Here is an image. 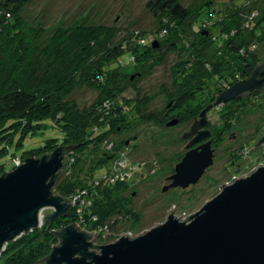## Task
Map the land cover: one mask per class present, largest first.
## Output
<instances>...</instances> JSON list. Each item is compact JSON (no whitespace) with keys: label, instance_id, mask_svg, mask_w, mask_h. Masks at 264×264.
<instances>
[{"label":"trees","instance_id":"obj_1","mask_svg":"<svg viewBox=\"0 0 264 264\" xmlns=\"http://www.w3.org/2000/svg\"><path fill=\"white\" fill-rule=\"evenodd\" d=\"M29 1L0 0V175L15 168L13 158L19 157L15 153L10 168L1 162L10 153L15 136L21 135L20 145L25 135L35 133L44 120L52 119L63 133L61 141L50 139L20 157H41L63 147L64 165L71 157L75 161L70 163L69 176L56 184L55 193L69 200L76 191L84 189L92 202L81 213L77 206L71 207L67 215L52 224L8 243L0 264H44L59 242L54 231L71 223L83 220L91 229L105 224L114 228L111 216L124 203L117 196L127 187L119 183L101 188L88 181L109 171V154L100 146L103 141L136 114L142 118L143 103L138 97H125V90L131 86L127 83L138 66L158 55L148 35L136 34L134 39L119 41V30L103 24L59 27L44 41L45 29L22 16ZM185 1L148 0L146 7L160 22L161 31L155 38L162 45L180 49L176 41L179 38L187 39L185 45H197L192 59L182 61L178 69L177 81L183 87L180 97L190 100L202 95L203 84L208 82L213 106L207 115H211L222 110L221 105L215 104L218 95L249 77L258 66L249 46L258 45L264 38V0H235L225 11L217 8L216 0H206L192 10L184 5ZM253 10L257 16L250 20ZM202 30L207 35H201ZM125 54L130 56L129 61ZM79 87L97 90L99 102L79 107L69 98ZM258 91L251 95L259 97ZM143 118L148 119L149 115ZM228 126L229 122L222 129ZM221 131L213 130L215 143L222 140ZM245 149L242 145L236 156L243 158ZM106 163L107 169L98 172ZM59 175H63V170Z\"/></svg>","mask_w":264,"mask_h":264},{"label":"rangeland","instance_id":"obj_2","mask_svg":"<svg viewBox=\"0 0 264 264\" xmlns=\"http://www.w3.org/2000/svg\"><path fill=\"white\" fill-rule=\"evenodd\" d=\"M147 1L30 0L23 9L22 16L32 25L45 29L44 41L59 27L103 24L119 30V41L132 37L134 39L136 34H144L149 36L148 41L153 45L158 41L155 35L160 33L161 25L158 18L147 9ZM204 2L206 0H186L184 5L192 10ZM234 2L235 0H216V6L225 11ZM205 30L201 31V35H207ZM183 40H176L180 48L176 50H171L166 44L159 42L154 47L158 49L155 53L158 55L139 65L127 83L131 86L125 90V97H138L143 103L140 107L142 118L136 114L107 139L108 142L119 144L118 148L107 152L110 157L108 162L111 164L115 159L123 157L126 159L123 169L127 170L126 173H131L120 183L127 188L119 191L117 200L120 197L124 203L119 211L111 216L110 221L114 222V228L107 237L108 242L127 233L138 236L165 222L170 213H174L177 218L181 217L182 220L186 219L216 196L223 188H220L223 183L230 182L233 177L247 175L260 163L264 164L263 147L256 145L264 135L263 86L258 91L259 97H241L237 101L221 105V111L207 115L210 123L208 128L211 130L221 131L227 122L229 126L221 131L222 140L216 141L214 146V163L200 181L186 188L172 187L162 191L165 185L171 183L167 177L175 173L176 164L186 153L185 146L189 140L183 138V135L190 130L195 116L210 104L208 82L203 84L205 89L202 90V95L190 100L180 97L183 87L177 81L178 69L182 61L192 59L197 46L185 45L187 39ZM249 48L255 52L257 64L263 63L264 38L258 45L253 43ZM124 58L126 61L130 60L128 54H125ZM69 98L76 101L81 108L91 107L99 102V92L88 87H79ZM145 115H149V118H143ZM175 119L178 120L177 123L170 125ZM62 137V131L52 119L44 120L42 128L25 135L20 145L18 142L21 135L17 134L11 144L10 153L1 162L9 164L10 168L12 153L21 156L28 150L39 149L50 139L61 141ZM242 145L246 147L243 158L236 156ZM100 146L103 150L106 143ZM233 159H236L235 163ZM107 167L106 163L97 171H104ZM117 168L115 166V169ZM66 176L69 175H62L57 183H63ZM51 211L47 209L42 213L46 215ZM104 243L107 242L99 241V244Z\"/></svg>","mask_w":264,"mask_h":264},{"label":"water","instance_id":"obj_3","mask_svg":"<svg viewBox=\"0 0 264 264\" xmlns=\"http://www.w3.org/2000/svg\"><path fill=\"white\" fill-rule=\"evenodd\" d=\"M158 44L156 41L153 46ZM263 86L264 62L249 77L221 92L215 104L223 105ZM212 106L195 116L183 135L189 140L186 153L176 164L175 173L167 177L171 183L162 191L196 184L213 165V132L206 128ZM177 121L172 120L170 125ZM256 145H263L264 150V135ZM23 161L0 175V259L8 243L52 224L72 207V202L54 189L64 167L63 147ZM222 186L216 196L186 219L170 213L165 222L138 236L127 233L96 245L93 239L98 234H90L75 223L55 230L59 242L44 264H264V164ZM47 209L52 211L42 218Z\"/></svg>","mask_w":264,"mask_h":264},{"label":"built area","instance_id":"obj_4","mask_svg":"<svg viewBox=\"0 0 264 264\" xmlns=\"http://www.w3.org/2000/svg\"><path fill=\"white\" fill-rule=\"evenodd\" d=\"M257 16V11L253 10L251 12V15L249 16L250 20L254 19ZM250 21H247L246 25H248ZM106 143V146L104 147V150L107 152L110 150H113L116 148V144L114 142H108L107 139L103 141V143ZM75 158L71 157L69 158L68 162L64 165V167L61 169L63 170V175H69L70 174V163L74 162ZM22 157H14L13 163L15 168L23 164ZM115 163V164H114ZM114 164V165H113ZM126 159L123 157H120L118 159H115L110 164V168L108 173L103 174L101 176H97L94 180L88 181V184L91 185L92 183L95 185V187L99 186L101 188H104L105 186L115 185L117 183H122L126 179L127 175H131V173H126V169H123L126 165ZM115 166L118 167L115 169ZM88 192L86 190L76 191L71 198L68 200V202H72V207L77 206V211L81 213L84 208L87 207V204H90L92 201L91 198L87 199ZM43 216V213H42ZM94 220H97V216L93 217ZM77 225H79L80 229L87 231L90 234L97 233L98 236L93 239V242L96 245H100L99 241L102 240V242H108L107 237L112 233V230L109 228V224L100 225L97 228L91 229L90 227L86 226V223L82 220L78 221ZM102 235V236H101ZM101 236V237H100ZM100 237V238H99ZM99 238V239H98ZM110 239V238H109ZM99 240V241H97Z\"/></svg>","mask_w":264,"mask_h":264},{"label":"flooded vegetation","instance_id":"obj_5","mask_svg":"<svg viewBox=\"0 0 264 264\" xmlns=\"http://www.w3.org/2000/svg\"><path fill=\"white\" fill-rule=\"evenodd\" d=\"M254 91H255V90H253L252 92H250L248 96H250ZM245 96H247V95H245ZM245 96H242V97H245ZM236 100H238V99H236ZM233 101H234V100H233ZM233 101H231V102H233ZM198 118H200V116H199ZM209 125H210V123H208V125L206 126V128L210 127ZM212 132H213V130H212ZM213 138H214V141H213V148L215 149L214 146L216 145V143H215V140H216V139H215V137H214V134H213Z\"/></svg>","mask_w":264,"mask_h":264}]
</instances>
